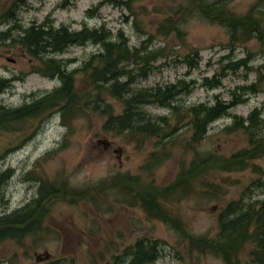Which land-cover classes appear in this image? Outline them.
I'll list each match as a JSON object with an SVG mask.
<instances>
[{
	"label": "rangeland",
	"instance_id": "374dc122",
	"mask_svg": "<svg viewBox=\"0 0 264 264\" xmlns=\"http://www.w3.org/2000/svg\"><path fill=\"white\" fill-rule=\"evenodd\" d=\"M13 1L0 0V13ZM188 4L187 0H113L111 3L74 0L69 4L66 0H28L18 12L17 23L7 22L1 26L2 32L14 25L21 27L13 31L15 35L33 24L48 22L56 28L66 26L73 31L85 26H106L113 35L123 32L131 48H140L151 39L149 51L163 55L150 67L147 79L138 78L134 89L164 88L180 81L195 83L190 94L179 97L177 104L186 108L201 103L212 105L217 99L228 103L232 94H239L241 87L252 84H257L259 91L246 96L243 103L213 123L208 137L199 146L190 143L193 131L186 126L189 119L176 125L181 117L185 119L184 114L172 118L168 108L154 104L145 106L142 112L147 116L168 117L170 124L179 128L167 146L170 158L155 160L149 171L143 167L153 162L150 155L161 152L157 140L137 149L123 136L105 133V119L85 109L67 117L65 123L61 115L55 113L46 120L21 124L16 132L0 130V175L12 172L3 188L0 217L11 215L36 200L41 187L61 188L59 195L45 201L48 213L43 230L22 243L12 240L2 243L0 264H123L117 257L124 258L128 247L145 238L159 245L161 255L154 264H225L216 256L192 250L189 240L180 232L149 217L133 194L126 195L112 182L129 174L139 176L142 187L168 186L182 170L189 168L198 153L203 158L213 154L231 157L248 147L244 134L224 133L234 117L248 118L258 108L264 118V35L254 33L250 38L244 29L233 31L226 21H212L197 9L189 10ZM217 7L218 15L226 14L234 19L248 16L253 9L254 20L264 14V0H233ZM169 21L175 24V29L166 35L162 26ZM99 50V46L92 44L75 46L56 57L69 64V72H77L80 92L90 88L81 69ZM196 54L199 59L195 58ZM249 57L248 67L229 70L234 62ZM193 59L198 63L195 68L190 63ZM37 66L39 63L20 47L10 43L0 46V78L12 81L11 87L0 96V105L17 109L61 86L58 78L37 73ZM129 70L136 69L130 67ZM214 78H221L222 83L212 89L207 83ZM108 101L114 105L116 114L123 111L120 101ZM251 163L264 169V160ZM205 178L216 185L226 181L229 187L219 192L223 194L219 199L214 195L205 196L203 190L167 200V209L177 215L189 236L194 238L217 236L222 205L218 200H240L256 176L250 167L238 173L211 172ZM104 183L105 190L99 191V185ZM65 190L86 194L73 197L65 195ZM246 200H264V190L253 188ZM250 252L248 245L240 253L242 264H251Z\"/></svg>",
	"mask_w": 264,
	"mask_h": 264
},
{
	"label": "trees",
	"instance_id": "16d2710c",
	"mask_svg": "<svg viewBox=\"0 0 264 264\" xmlns=\"http://www.w3.org/2000/svg\"><path fill=\"white\" fill-rule=\"evenodd\" d=\"M70 1L66 0L69 4ZM233 0H219L210 3L209 0H187L189 10L197 9L212 21L227 22L233 31L244 29L251 38L254 33L264 35V14L254 20L251 10L244 18H233L229 15H218V5L226 4ZM28 0H14L6 11L0 13V46L10 43L23 49L27 55L39 63L36 72L47 78H58L61 86L51 93L34 100L20 108L12 109L0 105V130L16 132L19 125L32 120H46L51 115L59 113L65 123L67 117L77 115L82 110H88L105 119L103 131L115 136H123L128 143L136 145L137 149L151 141L157 140L160 154L152 153L153 162L146 164L143 169L151 170L155 160L170 158L172 138L179 131L173 127L168 117L153 118L142 112L145 106L159 105L171 111L172 118L181 117L177 124L189 119L186 126L193 131L190 143L192 146L202 143L209 134L210 126L216 121L227 116L229 111L243 103L246 96L259 91L257 84L241 87V93L232 94V100L225 102L217 99L212 105L201 103L190 108L177 104L181 94H190L195 83L187 84L180 81L168 87H152L134 89L138 78L147 79L150 67L162 57V52H150L151 39L144 42L140 48H131L123 32L113 35L106 26L89 28L85 26L80 31H73L69 27L56 28L52 22L33 24L15 35V25L6 32L1 31L4 23H17L18 12L27 5ZM113 2V0H108ZM66 5V4H65ZM92 15V12H89ZM225 17V18H224ZM175 24L167 22L162 26V31L168 35L173 31ZM88 44L99 46L100 50L84 63L81 69L82 76L88 81L90 88L85 91L77 89V72H69L68 63L56 59L69 48L86 46ZM195 58L199 59L198 54ZM249 59L234 62L229 70H238L248 67ZM195 68L198 63L190 62ZM130 67L136 69L129 70ZM139 68V70H137ZM208 82V81H207ZM221 78H214L209 87L215 89L221 86ZM193 84V86L191 85ZM12 85V81L0 78V96ZM118 100L123 105V111L116 114L115 107L108 100ZM264 118L260 109H255L248 118L234 117L233 123L225 128L227 135L242 133L247 139L248 147L243 148L231 157L209 155L202 157L200 153L190 164L187 170H182L175 182L165 187L152 185L141 186L139 176L129 174L119 176L113 182L114 187L126 195H134L136 201L141 202L143 209L149 217L158 219L171 226L175 231L190 242V247L203 254H211L223 260L225 264H242L240 253L250 246L249 260L251 264H264V200L247 201L253 188L264 190V169L252 164L256 160H264ZM197 146V147H198ZM195 147V148H197ZM161 162V161H160ZM253 168L256 178L252 186L246 189L245 196L240 200L221 203L218 217L219 234L214 238L189 236L182 221L174 212L167 209V200L171 197L189 196L193 192L204 190L205 196L214 195L215 199L221 198L220 194L228 188L226 181L214 184L205 176L211 172L235 173L244 172ZM12 172L9 170L0 175V203L4 199L3 188L10 180ZM43 180H41L42 182ZM111 182V184H112ZM99 191H104L105 183L99 185ZM61 188L56 186L41 187L39 197L11 215L0 217V245L8 240L22 243L29 236L43 230V223L47 216L45 201L61 193ZM221 191V192H220ZM220 192V193H219ZM64 194L80 197L83 192H68ZM86 194V193H85ZM84 194V195H85ZM84 196L82 197V199ZM133 205L134 202H128ZM161 251L157 242L153 244L147 239H141L128 247L124 258L117 257L123 264H154L160 257Z\"/></svg>",
	"mask_w": 264,
	"mask_h": 264
}]
</instances>
